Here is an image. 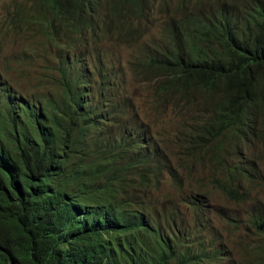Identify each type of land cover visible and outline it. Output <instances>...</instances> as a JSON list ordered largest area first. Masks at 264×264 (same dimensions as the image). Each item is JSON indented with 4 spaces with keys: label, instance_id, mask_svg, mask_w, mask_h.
<instances>
[{
    "label": "trees",
    "instance_id": "trees-1",
    "mask_svg": "<svg viewBox=\"0 0 264 264\" xmlns=\"http://www.w3.org/2000/svg\"><path fill=\"white\" fill-rule=\"evenodd\" d=\"M13 2L0 49L34 32L59 50V101L23 99L0 80V264H217L204 246L164 234L171 225L158 221L148 195L164 170L159 144L150 129L134 137L132 123L121 133L123 109L99 108L109 119L101 131L87 83L72 76L81 57L70 56L104 42L139 43L158 9L164 47L135 59L134 79L152 84L161 106L203 111L178 135L186 157L213 160L230 144L242 153L251 139L264 143V0ZM98 75L97 102L112 108L119 88ZM153 112L156 122L164 117ZM217 189L243 201L238 190ZM251 225L262 242L250 264H264V208Z\"/></svg>",
    "mask_w": 264,
    "mask_h": 264
},
{
    "label": "rangeland",
    "instance_id": "rangeland-1",
    "mask_svg": "<svg viewBox=\"0 0 264 264\" xmlns=\"http://www.w3.org/2000/svg\"><path fill=\"white\" fill-rule=\"evenodd\" d=\"M15 9L13 0H0V24ZM157 12L158 9L151 19L153 29L139 43L110 41L86 51L87 54L85 51L75 52L70 57H81V61L73 76L87 83L84 90L91 91L88 107L99 120L101 131L108 128L109 119L102 118L100 109L104 108L109 113L123 109L128 119L121 126V133L132 123L134 137L136 132L144 134L146 129H150V139L154 145L159 144L163 153L160 164L164 170L158 176V190L148 195H154L153 199L158 202V221L171 225L168 233L164 234L172 240L184 236L194 247L204 246L210 256L216 257L217 264H250L254 260L253 250L262 242L251 223L264 208V143L257 138L251 139L242 153L236 152L235 146L230 144L226 152L213 160L209 157L205 160L190 159L182 153L178 135L184 133L187 119L203 111L183 103L178 108L161 106L150 89L153 85H141L132 73L135 59L164 47V24L160 23L163 16ZM1 45L4 48L0 49V80L8 84L12 93L33 102L40 101L42 97L59 101L54 91L59 79V50L53 49L34 32L23 34L19 40H4ZM99 72L103 77L111 75V80L119 88L117 95L120 98L113 102L112 108L97 102ZM157 108L161 109L164 117L156 122L153 111ZM129 132L134 131L128 129ZM236 168H246L248 176L242 177ZM217 186L238 190L243 201L228 200ZM145 198L146 195L141 194L138 200L143 202ZM190 250L192 247L189 246L187 251Z\"/></svg>",
    "mask_w": 264,
    "mask_h": 264
},
{
    "label": "clouds",
    "instance_id": "clouds-1",
    "mask_svg": "<svg viewBox=\"0 0 264 264\" xmlns=\"http://www.w3.org/2000/svg\"><path fill=\"white\" fill-rule=\"evenodd\" d=\"M14 5H15V7H16V4H14ZM16 9H17V7H16ZM16 9H15V10H12V11H10V13H9V14H7V15L5 16V19H6V17H7V16L11 15V13H12V12H15V11H16ZM5 19H4V20H5ZM4 20L2 21V23L4 22ZM0 25H1V24H0ZM71 58H73V57H71ZM74 72H75V70H73V72H72V76L74 75ZM73 77H74V76H73Z\"/></svg>",
    "mask_w": 264,
    "mask_h": 264
}]
</instances>
